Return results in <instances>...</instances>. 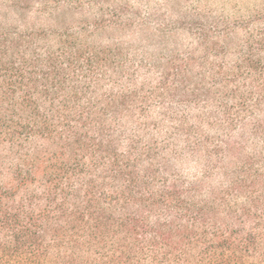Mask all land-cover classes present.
Returning a JSON list of instances; mask_svg holds the SVG:
<instances>
[{"label": "trees", "instance_id": "trees-1", "mask_svg": "<svg viewBox=\"0 0 264 264\" xmlns=\"http://www.w3.org/2000/svg\"><path fill=\"white\" fill-rule=\"evenodd\" d=\"M143 15L0 0V264H264V17Z\"/></svg>", "mask_w": 264, "mask_h": 264}, {"label": "rangeland", "instance_id": "rangeland-1", "mask_svg": "<svg viewBox=\"0 0 264 264\" xmlns=\"http://www.w3.org/2000/svg\"><path fill=\"white\" fill-rule=\"evenodd\" d=\"M132 6L138 7L143 16H148L150 9L155 8L167 17V21L175 22L187 15H212L220 20L246 21L264 17V0H129ZM178 44L187 48L192 37L186 34L179 35ZM176 41V40H175ZM174 44V43H173ZM263 133L256 139V144L263 150L264 156V127ZM184 170L196 174L195 161L187 163Z\"/></svg>", "mask_w": 264, "mask_h": 264}]
</instances>
